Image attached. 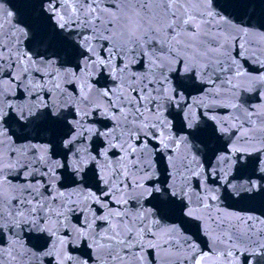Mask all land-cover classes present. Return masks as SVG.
Listing matches in <instances>:
<instances>
[{"label":"snow or ice","instance_id":"snow-or-ice-1","mask_svg":"<svg viewBox=\"0 0 264 264\" xmlns=\"http://www.w3.org/2000/svg\"><path fill=\"white\" fill-rule=\"evenodd\" d=\"M29 3L12 22L0 0V264H264L247 207L264 200V11Z\"/></svg>","mask_w":264,"mask_h":264},{"label":"water","instance_id":"water-1","mask_svg":"<svg viewBox=\"0 0 264 264\" xmlns=\"http://www.w3.org/2000/svg\"><path fill=\"white\" fill-rule=\"evenodd\" d=\"M249 4H250V8L249 11H256V12H260V11H264V0H249ZM196 93H194L195 95ZM247 97L251 100L254 96L255 93H247L246 94ZM230 201H225V204H230ZM235 210H240L241 205H233ZM248 208H253L256 211V214H259L260 212H264V200L255 203V204H251V205H247Z\"/></svg>","mask_w":264,"mask_h":264}]
</instances>
